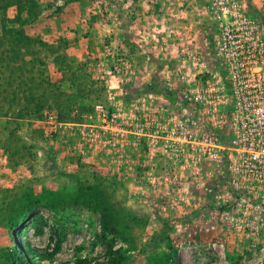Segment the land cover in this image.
Masks as SVG:
<instances>
[{
    "label": "rangeland",
    "instance_id": "obj_1",
    "mask_svg": "<svg viewBox=\"0 0 264 264\" xmlns=\"http://www.w3.org/2000/svg\"><path fill=\"white\" fill-rule=\"evenodd\" d=\"M30 4L33 11L20 15L13 4L0 7V264H8L4 249L13 243L31 264H106L99 215L92 210L36 209L9 228L30 191L73 193L80 185L102 191L120 216L125 231L112 249L124 257L121 264H152L171 249L179 264H264V230L230 228L218 174L202 177L204 187L197 189L189 173L158 157L155 179H148L143 144L126 133L127 115L148 105L157 115L162 98H183L186 67H226L213 48L211 0ZM246 5L242 14L264 24V2ZM21 62L26 67L19 73ZM7 63L16 75L4 73ZM88 125L109 131L94 143L78 134ZM58 240L52 258L38 255Z\"/></svg>",
    "mask_w": 264,
    "mask_h": 264
},
{
    "label": "built area",
    "instance_id": "obj_2",
    "mask_svg": "<svg viewBox=\"0 0 264 264\" xmlns=\"http://www.w3.org/2000/svg\"><path fill=\"white\" fill-rule=\"evenodd\" d=\"M246 1L211 0L207 6L217 25L212 31L214 52L226 67H186L183 98L179 95L174 103L162 98L157 115L149 105L138 115H127L126 133L135 145L143 144V155L149 161L143 165L145 177L155 179L158 157L174 171L189 173L197 189L204 187L202 177L218 174L226 185L223 214L228 216L230 228L262 231L264 24L259 16L242 14ZM177 108L180 112L172 111ZM106 114L102 115L105 123ZM111 116L113 121L115 116ZM82 128L78 134L93 137L94 143H100L98 138L109 131L92 125ZM163 180L166 183L167 178Z\"/></svg>",
    "mask_w": 264,
    "mask_h": 264
},
{
    "label": "trees",
    "instance_id": "obj_3",
    "mask_svg": "<svg viewBox=\"0 0 264 264\" xmlns=\"http://www.w3.org/2000/svg\"><path fill=\"white\" fill-rule=\"evenodd\" d=\"M8 4L15 5L19 15L24 12L28 13L33 11L30 0H0V7L2 9H6ZM4 34L7 37L14 38L10 30H5ZM16 58L18 60V55ZM13 67V65L7 63L2 69H4V73L13 76L18 73L16 70L14 71ZM25 67V62H21L19 73H22ZM23 91L24 90H22V92ZM59 115L64 118L62 112H60ZM68 206L83 207L99 215L100 233L107 247L106 264H121L124 257H122L117 250L112 249V244L114 238L123 234L125 227L121 222L120 216L112 210L104 193L89 185H80L73 193L58 194L44 188L39 195H34L33 192L30 191L14 210L13 215L9 217V228L13 230L22 219L36 209H46L53 213H59ZM107 235H111V239L108 240L106 238ZM59 247L60 243L58 240L51 252H39L38 255L46 259L52 258L57 253ZM4 256L8 264H31L23 248H20L16 243L4 249ZM152 264H179L176 250L171 249L169 254Z\"/></svg>",
    "mask_w": 264,
    "mask_h": 264
}]
</instances>
